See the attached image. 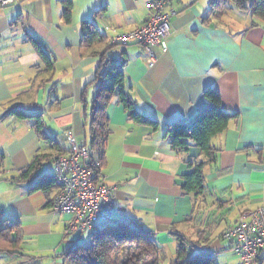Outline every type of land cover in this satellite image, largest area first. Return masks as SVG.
I'll return each instance as SVG.
<instances>
[{"label": "crops", "instance_id": "crops-1", "mask_svg": "<svg viewBox=\"0 0 264 264\" xmlns=\"http://www.w3.org/2000/svg\"><path fill=\"white\" fill-rule=\"evenodd\" d=\"M210 5L211 0H172L166 47H156L152 62L135 41L113 45L105 55L104 67L110 57L125 59L126 90L139 112L158 125L133 121L117 96L111 97L97 176L115 186L116 208L97 225L134 221L151 232L165 255L176 252L181 235L192 252L213 255L215 264H237L239 256L223 231L243 210L264 205V21L232 2L211 13ZM61 10V0H13L0 7V214L19 221L23 238L22 254L11 264H64L61 254L80 240L81 233L65 234L70 214L46 205L55 188L31 187L53 172L52 159L68 149L69 133L89 145L97 85L89 81L100 52L116 32L139 26L148 13L146 0H72L70 23L63 22ZM85 19L106 35L103 42L81 45ZM209 87L238 118L212 137L219 151L206 163L204 194L195 199L181 184L190 170L187 157L201 158L200 150L193 144L188 151L174 150L165 130L207 109L203 92ZM15 109L40 114L43 131L53 138L42 137L34 118ZM36 154L46 155L42 164L19 178ZM263 260L260 252L254 261Z\"/></svg>", "mask_w": 264, "mask_h": 264}, {"label": "trees", "instance_id": "trees-1", "mask_svg": "<svg viewBox=\"0 0 264 264\" xmlns=\"http://www.w3.org/2000/svg\"><path fill=\"white\" fill-rule=\"evenodd\" d=\"M232 2L240 9H248L251 15L264 21V0H211L209 13L224 11ZM61 17L63 22L70 23L72 15V0H61ZM106 35L99 30L92 20L85 19L81 26V45L90 46L93 43L103 42ZM42 60L50 65L51 60L40 43L32 38ZM113 42L100 52V62L97 65L94 77L89 82H97L95 95L91 101V117L89 122V157L88 165L92 168L94 178L97 179L100 163L103 159V146L109 133L107 105L114 95L127 111L128 117L135 122L146 123L155 128L158 122L155 118L141 114L136 108L133 99L128 94L123 74L125 59L110 57L104 67L105 55ZM210 106L195 113L190 122L176 121L168 124L165 135L169 138L171 148L176 151H188L191 144L196 145L202 155H189L186 159L190 170L183 174L182 187L196 198H202L205 190L204 167L206 163L215 161L219 148L213 145L212 137L223 132L230 121L238 118V112H229L221 106L219 93L209 87L203 92ZM22 117L34 118L37 132L45 139L46 135L40 121V114H25L21 109H15ZM46 157L36 154L31 162L21 170L19 178L31 176L42 164ZM54 187L51 174L39 178L31 189L49 191ZM46 205H51L48 199ZM0 224V251L11 257L21 255L22 233L19 221L6 219ZM176 256L170 264H215V257L209 253L192 252L183 236H177ZM64 264H162L165 252L154 240L150 231L130 220L109 222L91 233L86 243L77 242L70 245L61 254Z\"/></svg>", "mask_w": 264, "mask_h": 264}, {"label": "built area", "instance_id": "built-area-1", "mask_svg": "<svg viewBox=\"0 0 264 264\" xmlns=\"http://www.w3.org/2000/svg\"><path fill=\"white\" fill-rule=\"evenodd\" d=\"M13 0H0V7ZM172 0H146L148 10L145 21L124 32H116L112 42L127 44L138 42L145 50L148 62L157 58L156 47H166L170 33ZM69 147L54 155V170L51 173L55 192L51 199L54 212L70 214L65 234L82 233L99 219L109 220L116 208L115 186L101 178H94L88 165L89 148L76 137L67 135ZM222 236L229 241L238 254L237 264H252L260 252H264V205L243 210L234 224L228 226Z\"/></svg>", "mask_w": 264, "mask_h": 264}, {"label": "rangeland", "instance_id": "rangeland-1", "mask_svg": "<svg viewBox=\"0 0 264 264\" xmlns=\"http://www.w3.org/2000/svg\"><path fill=\"white\" fill-rule=\"evenodd\" d=\"M234 14H237V13H234ZM115 46H121V45L117 44ZM6 219H7V216L5 214H0V224H3L4 222H6L5 221ZM98 221L99 220L95 222V226L92 227V229L88 228L84 232L81 233L82 236L80 237V240L78 242L86 243L89 240L91 233L104 225L103 223L100 225H97ZM175 253L172 252V255L170 253H168V255H165V257L162 259V264H170V262L175 258ZM12 258L13 257H11L10 255H7L5 252L0 251V264H11ZM252 264H264V260L262 263H255L254 261Z\"/></svg>", "mask_w": 264, "mask_h": 264}]
</instances>
